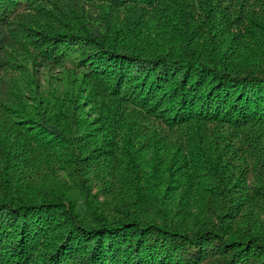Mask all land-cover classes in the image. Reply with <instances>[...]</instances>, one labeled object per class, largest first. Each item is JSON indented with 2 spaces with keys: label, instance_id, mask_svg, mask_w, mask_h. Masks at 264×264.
<instances>
[{
  "label": "trees",
  "instance_id": "16d2710c",
  "mask_svg": "<svg viewBox=\"0 0 264 264\" xmlns=\"http://www.w3.org/2000/svg\"><path fill=\"white\" fill-rule=\"evenodd\" d=\"M0 264H264V0H0Z\"/></svg>",
  "mask_w": 264,
  "mask_h": 264
}]
</instances>
